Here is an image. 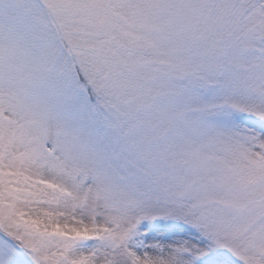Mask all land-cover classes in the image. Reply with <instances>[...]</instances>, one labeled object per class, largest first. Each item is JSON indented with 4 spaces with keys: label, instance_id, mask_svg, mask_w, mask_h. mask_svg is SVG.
Masks as SVG:
<instances>
[{
    "label": "snow or ice",
    "instance_id": "6c2138e0",
    "mask_svg": "<svg viewBox=\"0 0 264 264\" xmlns=\"http://www.w3.org/2000/svg\"><path fill=\"white\" fill-rule=\"evenodd\" d=\"M0 264H264V0H0Z\"/></svg>",
    "mask_w": 264,
    "mask_h": 264
}]
</instances>
